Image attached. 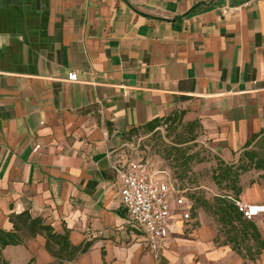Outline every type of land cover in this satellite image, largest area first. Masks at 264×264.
Wrapping results in <instances>:
<instances>
[{
	"label": "crops",
	"instance_id": "0c3cea01",
	"mask_svg": "<svg viewBox=\"0 0 264 264\" xmlns=\"http://www.w3.org/2000/svg\"><path fill=\"white\" fill-rule=\"evenodd\" d=\"M180 111L224 164L256 149L264 0H0V228L28 211L88 243L62 264H264V214L224 225L201 207L176 213L156 255L127 224L130 129ZM239 184L240 201L264 204V169ZM2 256L55 264L39 234Z\"/></svg>",
	"mask_w": 264,
	"mask_h": 264
},
{
	"label": "trees",
	"instance_id": "16d2710c",
	"mask_svg": "<svg viewBox=\"0 0 264 264\" xmlns=\"http://www.w3.org/2000/svg\"><path fill=\"white\" fill-rule=\"evenodd\" d=\"M183 112H173L165 117L154 118L142 126L133 127L130 129V134L137 132L139 129H144L147 132L153 131L162 124H166L170 121H180L182 119ZM190 127V136L179 140L177 142H189L195 141L197 133L193 131L194 128H198L196 121L186 122ZM257 135H253L247 142L248 146ZM256 149L244 150L237 162V164H224L221 160L217 159L216 166L213 167L211 172V178L213 182L220 186L224 182V186L221 187L223 193L213 197L212 203H208L206 200H200L198 196L187 195L185 185L187 184L184 178L171 176L172 182L179 189L184 191L186 200L191 204L190 208L193 210L199 206H205L213 216L217 217V220L221 224H231V221H240L241 214L237 211L235 201H238L239 194L241 192V186L239 184V177L250 169L262 170L264 169V134L259 137L255 142ZM181 151L184 159L185 168L184 172L188 169V163L197 159V153H185ZM195 203H194V200ZM9 221L12 223V229L9 231L0 228V264H8L2 256V249L7 245H19L24 243L27 239L33 238L39 234L45 238V249L54 257L55 264H62L64 262L73 261L79 254L87 251L89 245L87 242L72 245L68 240V234L66 231L63 233L55 232L54 229L46 224L40 217H32L28 211H23L18 214H10ZM264 244L262 243L261 246Z\"/></svg>",
	"mask_w": 264,
	"mask_h": 264
},
{
	"label": "built area",
	"instance_id": "2783aa9c",
	"mask_svg": "<svg viewBox=\"0 0 264 264\" xmlns=\"http://www.w3.org/2000/svg\"><path fill=\"white\" fill-rule=\"evenodd\" d=\"M66 79L76 81L70 72ZM119 200L125 210L127 224L144 236L146 247L156 255L169 235V222L178 213L181 219L190 220L191 204L184 191L174 185L165 168L154 169L140 158L129 161L121 169ZM237 211L245 219L264 214L263 203L235 201Z\"/></svg>",
	"mask_w": 264,
	"mask_h": 264
},
{
	"label": "rangeland",
	"instance_id": "374dc122",
	"mask_svg": "<svg viewBox=\"0 0 264 264\" xmlns=\"http://www.w3.org/2000/svg\"><path fill=\"white\" fill-rule=\"evenodd\" d=\"M193 131L197 133V128ZM189 136L190 127L182 117L180 121L167 122L150 132L139 129L129 137L128 144L129 149L136 155V159L142 158L154 169L163 167L171 176L184 178L188 196L194 194L200 200L212 203L213 197L223 193L221 187L225 185L222 182L220 186H217L211 178L212 169L217 164V157H213L207 148L196 140L177 142ZM183 150L186 154L197 153V159L194 158L188 163L186 172H184L185 161L181 154ZM201 208L207 209L205 206Z\"/></svg>",
	"mask_w": 264,
	"mask_h": 264
}]
</instances>
